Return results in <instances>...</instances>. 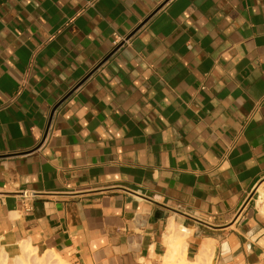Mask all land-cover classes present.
I'll return each mask as SVG.
<instances>
[{"label":"crops","instance_id":"1","mask_svg":"<svg viewBox=\"0 0 264 264\" xmlns=\"http://www.w3.org/2000/svg\"><path fill=\"white\" fill-rule=\"evenodd\" d=\"M259 185L264 0H0V264H264Z\"/></svg>","mask_w":264,"mask_h":264},{"label":"bare ground","instance_id":"2","mask_svg":"<svg viewBox=\"0 0 264 264\" xmlns=\"http://www.w3.org/2000/svg\"><path fill=\"white\" fill-rule=\"evenodd\" d=\"M262 187L263 186L259 185L257 190L261 191ZM170 229H172V228H170ZM173 230H171V231H173ZM176 234L178 235V233H176ZM176 234H174L175 236H173V234H171L169 239H172V236H173L174 239H172V240H174L175 242L179 241L181 243H184V242H182L184 237H181L179 235L176 236ZM175 237H177V238H175ZM180 240H182V241H180ZM183 246H185V245H182V247L180 245L179 246H177V245L172 246L168 252L163 254L164 259L169 260V262H167V264H208V262L210 261V260L208 261L209 258H207L208 253L206 251L207 247H205V246H204L205 247L204 249H201L202 251H200V253L196 256L194 261H187L185 259V255H184L185 253H184V247ZM32 249L33 248L30 245H23L21 247L20 254L17 257L13 258L15 261V264H64L62 261V258L59 257L56 253H53V252L49 253L48 251H46L45 253L37 255ZM177 255H180L179 257H181V260H180L181 262L179 261V263H175V262H177L175 260V257ZM7 260H8L7 257H2L1 264H7Z\"/></svg>","mask_w":264,"mask_h":264},{"label":"rangeland","instance_id":"3","mask_svg":"<svg viewBox=\"0 0 264 264\" xmlns=\"http://www.w3.org/2000/svg\"><path fill=\"white\" fill-rule=\"evenodd\" d=\"M35 253H36V251L34 250V249H32ZM49 253H51V252H49ZM37 255H39V254H42V253H36ZM180 255H177L176 257H175V260L177 261V262H175V263H179V261L181 260V257H179ZM162 257V262H160L159 263V257L157 256V257H154L153 259H150V260H142L140 263H138V264H167V262H169V260L168 259H164V257H163V255L161 256ZM62 258V257H61ZM186 258L188 259V260H193V256H186ZM62 261H63V263L64 264H70L69 262H67L65 259H63L62 258ZM181 262V261H180ZM7 264H15V261H14V259H10V260H7ZM209 264V263H208Z\"/></svg>","mask_w":264,"mask_h":264},{"label":"built area","instance_id":"4","mask_svg":"<svg viewBox=\"0 0 264 264\" xmlns=\"http://www.w3.org/2000/svg\"><path fill=\"white\" fill-rule=\"evenodd\" d=\"M255 206L257 210L264 213V186L261 191L256 190Z\"/></svg>","mask_w":264,"mask_h":264},{"label":"water","instance_id":"5","mask_svg":"<svg viewBox=\"0 0 264 264\" xmlns=\"http://www.w3.org/2000/svg\"><path fill=\"white\" fill-rule=\"evenodd\" d=\"M130 37V35H128L127 37H126V39H128ZM84 80V79H83ZM83 80H81L75 87H77L79 84H81L82 82H83ZM74 90V89H73ZM71 92H72V90H71ZM71 92H69V94L71 93ZM69 94H67V96L69 95ZM54 110V109H53Z\"/></svg>","mask_w":264,"mask_h":264}]
</instances>
